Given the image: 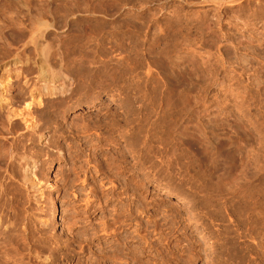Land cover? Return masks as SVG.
Masks as SVG:
<instances>
[{"label":"rangeland","instance_id":"obj_1","mask_svg":"<svg viewBox=\"0 0 264 264\" xmlns=\"http://www.w3.org/2000/svg\"><path fill=\"white\" fill-rule=\"evenodd\" d=\"M66 1L70 94L44 99L48 141L15 140L44 161L50 229L19 209L0 264H264V0Z\"/></svg>","mask_w":264,"mask_h":264},{"label":"bare ground","instance_id":"obj_2","mask_svg":"<svg viewBox=\"0 0 264 264\" xmlns=\"http://www.w3.org/2000/svg\"><path fill=\"white\" fill-rule=\"evenodd\" d=\"M63 1L65 0H62V2ZM2 2L3 6L8 8L6 11L9 12L0 9V237L7 234L10 226H13L12 223H14V219L17 221L16 219L23 215L31 221H34L38 228L42 229L44 232L49 231L50 229L51 219L49 217L50 206L48 200L49 193L47 190L51 187V182L49 183L47 176L43 175L41 172V167L44 161L41 162V159L39 160V155H22V153H17V151H15V140L16 138H26L28 135H34L38 140H45V142L50 139L52 134L50 126L51 117L50 114L42 108L44 106V99L54 98L56 96L65 97L70 94L72 85L71 78L61 71L60 68H56L53 65V59L56 57L57 47L53 44L52 40L54 39V36L57 35V28L60 27L58 23L63 22L62 24L67 25V17L71 14V9L75 7H72L70 5L71 2L69 4L68 1H66L68 3L64 4V6L59 5L58 3H52L53 0H2ZM103 2H105V0ZM94 3L92 2V7L97 5ZM99 3L101 2L99 1L98 4ZM107 4L108 1L106 5ZM115 5L112 7L115 8ZM92 7L90 6V8ZM97 7L98 6H96V8ZM59 8L62 11V15L59 17L60 19L57 20V13L60 11ZM131 9L130 4L129 11L133 10ZM95 10H98V8L93 11ZM91 17L93 18V16ZM128 23H126L127 26L129 25ZM30 55L32 57H30ZM113 99L120 105L119 100L114 97ZM60 152L62 151H59V153ZM11 182H15V184L18 183L25 193V196L23 195L25 199L24 201L22 200V205L18 204L21 205L22 208H18L17 204L11 205V202L7 199L11 194L10 186L13 185V183L10 185ZM13 190L11 192H14ZM178 202L188 204L189 200L186 196L179 195ZM19 209H23L22 216H20L21 211ZM22 218L25 219L24 217ZM22 218L21 220L23 221ZM30 220L28 221L31 222ZM190 225L192 227H197V222L191 219ZM210 246L211 244L207 241L204 242L202 248L206 249ZM120 259V256L119 258L117 256L115 262L111 264H121L122 260L120 261Z\"/></svg>","mask_w":264,"mask_h":264}]
</instances>
